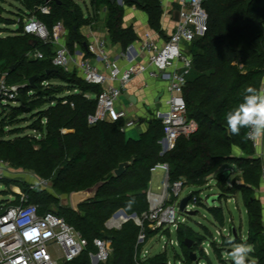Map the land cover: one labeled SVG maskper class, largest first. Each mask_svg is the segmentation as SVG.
<instances>
[{
  "label": "trees",
  "instance_id": "obj_1",
  "mask_svg": "<svg viewBox=\"0 0 264 264\" xmlns=\"http://www.w3.org/2000/svg\"><path fill=\"white\" fill-rule=\"evenodd\" d=\"M82 1L0 0V78L19 86V99L0 106V160L48 181L56 195L42 187L31 189L21 179L5 177L0 183L19 187L28 193L30 202L40 206L41 212L53 211L88 240L82 254L62 264H92L89 252L98 250L95 244L98 238L110 239L113 249L107 261L98 264H168L166 251L140 261L138 253L143 244L137 242L142 227L133 220L119 229H109L106 222L119 209L138 216L148 211L152 168L158 163H168L170 179L184 178L185 186H208L217 173L220 189L217 200L241 197L247 211L248 234L243 241L241 228H236L237 235L232 237V226H235L232 225L230 236L222 235L219 243L211 240V248L221 263L232 264L223 258L231 250L228 239L234 238V243H251L256 249L252 256L258 264H264L263 207L256 195L263 181V160L256 155L250 139H244L247 129H242L239 136L230 135L225 121V113L242 102L244 90L248 86L259 89L264 81V0L205 2L208 30L188 45L192 70L183 92L186 117L196 121L197 129L189 136H179L174 148L165 152L160 144L163 124L156 118L138 139L126 136L123 120L89 123L88 117L95 113L102 86L87 83L77 71L55 67L54 45L23 31L24 19L30 16H36L50 30L62 22L66 44L74 52L75 43L87 44L81 27L96 19L103 7L111 40L126 50L135 41L136 33L132 26H123L124 5H135L145 11L149 26L162 33L161 0H138L137 3L123 0L124 5L117 0H90L88 12ZM13 2L20 5L19 12L9 7ZM43 5L50 7L49 14L40 12ZM14 15L19 19L11 17ZM16 23L19 25L13 29ZM36 50L43 53L42 59L30 58L29 54ZM32 76H36L34 86L29 82ZM26 114L32 119L27 129L37 132L38 136L26 134L22 126H17L27 121ZM130 160L132 165L116 176L114 170L118 165ZM225 164H233L239 171L231 182L230 172L227 177L224 171L218 172ZM97 184L95 197L81 203L78 210L60 203L59 195L69 196ZM197 193L191 192L193 196ZM17 202H2L0 212ZM198 205L206 207L215 223L225 227L221 207H208L203 202ZM202 229L203 233L196 231L188 221L181 222L177 228L186 264H191V251L197 254L206 236H211L206 226ZM144 230L147 239L156 233L147 223ZM185 240L192 241L191 248L184 244ZM204 256L208 264H213Z\"/></svg>",
  "mask_w": 264,
  "mask_h": 264
},
{
  "label": "built area",
  "instance_id": "obj_2",
  "mask_svg": "<svg viewBox=\"0 0 264 264\" xmlns=\"http://www.w3.org/2000/svg\"><path fill=\"white\" fill-rule=\"evenodd\" d=\"M206 1L208 0H192L187 3L185 0H177L179 20L169 38L160 44L153 34L146 32L140 49L145 54L147 62H135L126 68H122L108 54L103 39H96L86 45L87 51L94 56L97 64L87 57L71 52L68 46L61 42V38L66 34L62 22H58L50 30L36 16H30L24 19L23 31L44 43L56 45L52 58L55 67L66 71H77L87 83L102 86V90L97 96L95 113L88 117L91 124L108 119L112 122L124 120V130L135 126L137 121L127 120L126 112L118 110L116 104L131 79L146 71L147 66L151 65L153 69L150 71V77L158 78L161 74L168 80L166 108H159L154 112V118L163 124L164 136L160 140V144L165 152L174 148L179 136H189L197 129L196 121L188 120L186 117V101L183 92L192 70V57L188 51H185V48L196 38L203 37L208 30V13L204 7ZM39 10L43 14L50 13V7L47 5L41 6ZM132 51H134L132 46H129L124 55L129 58ZM29 56L34 59L44 57L39 50L31 52ZM18 96L19 86L8 84L4 77L0 78V106L18 100ZM263 138L255 141L250 139V141L257 149ZM0 168H11V166L8 162L0 160ZM157 170H162L164 175L159 192L148 190V211L140 216L131 217L128 214L129 217H127L120 214L119 209L106 222L109 229H119L129 220H133L142 227L137 242L143 244L140 253H138L141 262L152 256L147 244L157 235L154 234L147 239L144 230L145 223L149 229L157 232L165 227H173L177 230L180 222H187L185 217L180 219L176 208L178 206V210H180L181 200L178 201V199L185 187V179L179 178L172 181L170 168L166 162L158 163L152 168V172ZM27 182L31 189L49 186L48 181L44 179ZM15 189H17V196L14 200H18V202L0 212V264H62L73 261L82 254L88 245V240L79 231L53 211L41 212L38 204L30 202L28 193L23 192L19 187ZM190 195L191 199L185 207L187 214L193 211L198 202H202L198 195L193 196L191 193ZM208 198L209 196H206L205 201ZM231 198L234 200V197ZM34 231H38L39 235H31ZM222 231L227 232V236H230L231 231L227 230V227H223ZM220 234L218 232V235ZM214 238L216 240V236ZM95 244L98 250L89 252L92 264L106 262L113 250L111 240L98 238L95 240ZM169 244L179 245V241L170 239ZM167 246L168 243L162 245V252L166 250ZM203 249L208 255V249L206 247ZM198 263L204 264L200 262L199 258ZM168 264H171L170 261ZM177 264L186 263L182 261Z\"/></svg>",
  "mask_w": 264,
  "mask_h": 264
},
{
  "label": "crops",
  "instance_id": "obj_3",
  "mask_svg": "<svg viewBox=\"0 0 264 264\" xmlns=\"http://www.w3.org/2000/svg\"><path fill=\"white\" fill-rule=\"evenodd\" d=\"M81 3L86 9L88 8L86 12L91 11L90 0H83ZM161 3L163 9L161 17V25L163 29L162 33L156 32L149 26L148 15L145 11L137 8L135 5L126 6L124 5V3L120 4L124 5L123 26H132L136 33V39L132 43V45H130L132 46V49L134 51H132V54L129 58L124 55L126 54V50L123 49L122 45L120 43L113 42L108 34V31L105 27L107 15L105 8L102 7L98 12L96 19L92 20L88 24L83 25L80 31L87 44L94 42V40L96 39H103L106 43L108 54L112 57V59L116 60L122 68H126L135 62L141 61L143 63H146L147 61L145 58V54L142 53L140 49L144 34L146 32L153 34L157 42L163 44L174 31L176 23L179 20V16L176 15V12L179 11L177 0H161ZM61 42L63 44H66V34L61 38ZM86 45L80 46L79 44L75 43L73 53H77L79 55L87 57L94 64H97L94 56L87 51ZM185 51H188L187 45ZM98 66L101 67L100 64H98ZM152 69L153 67L151 65H148L146 71L135 75L123 89V92L116 104V108L118 110H124L126 112L127 120L133 119L137 121V124L135 126L125 129L126 136L129 138L138 139L141 133H143L148 128L150 121L154 118V112L159 108H166V99L168 98V80L162 77L161 74L158 78L150 77V71ZM256 155L263 160L264 165V138L261 141L260 147L256 149ZM223 170H229L231 175H233V178L239 174L238 169L233 164L225 166ZM157 171L152 172V179L149 188L154 192H159V186L161 183L160 179L162 180L163 177H161V174H158L159 185L157 184L156 190H153V176L154 173H157ZM160 171L164 173L162 170ZM256 195L260 198L262 203L264 221V179L261 183L260 189L257 190ZM66 197L69 198L68 195H66ZM238 197L240 196L237 195L234 197V199L237 200ZM229 199L233 200V198L231 197H229ZM226 259H228V257H226Z\"/></svg>",
  "mask_w": 264,
  "mask_h": 264
},
{
  "label": "rangeland",
  "instance_id": "obj_4",
  "mask_svg": "<svg viewBox=\"0 0 264 264\" xmlns=\"http://www.w3.org/2000/svg\"><path fill=\"white\" fill-rule=\"evenodd\" d=\"M88 1V0H87ZM17 6H20L18 3L13 2L11 6H9L12 10L19 12ZM13 18H16L17 20L19 19L17 16H11ZM18 23H16L15 26H13V29H16L18 27ZM54 47H56V45H54ZM17 103V101H16ZM1 110H0V115H1ZM24 117L27 118V121H24L22 123H19V125L17 126H22V130L24 131V133L26 134H31V135H36L38 136V133L32 130L27 129L28 124H30L32 122V119L30 117L29 114L24 115ZM12 128V127H9ZM9 130V129H8ZM9 138V137H8ZM229 164H225V166H228ZM225 166H222L220 168V170L218 172H223V168ZM24 171V169H20V168H0V180L2 178L8 177V178H16V179H21L24 181H35L40 179L39 176L35 175L33 172L31 171ZM161 174V177L164 175V173H162L160 170L157 171V173H154L153 176V185L152 188L153 190H156L157 188V184L158 180H159V175ZM217 173L213 176V178L211 179L210 183L208 186H204V187H197V186H192V185H188L185 186L184 189L182 190L180 197L178 199V201L182 200V198L186 197L187 195H189L192 191H197V195L202 199L203 204H205L208 207H212V206H216V207H221L223 209L224 212V216H225V227H227V230L230 229V227L232 225H235L236 228L240 229L241 228V232L243 234V241L245 240L246 236H247V231H248V217H247V213L245 210V207L243 205V202L241 200L240 197H238L237 200H232L229 198H223L222 200H215L214 202L210 201V197L211 196H216L220 193V189L217 185V180H216V176ZM233 179V175L230 176L229 178V182H231V180ZM161 181V179H160ZM17 186L14 185H10L8 186L6 183H0V205L2 204V202L6 201V200H14L15 199V195L13 194L14 192L17 193ZM44 189H47L48 192L50 193H54L56 195V193L54 192V190L50 187V186H46L43 187ZM206 196H209L208 200H206ZM59 200L60 203L62 205H67L70 204V199L68 197H66V194L63 195H59ZM212 202V203H211ZM238 203V204H237ZM71 205V204H70ZM239 205V207H238ZM177 208V215L181 218L185 217L186 220L189 222V224L191 225V227H193L196 231H199L201 233H203V229L202 226H206L209 231L211 232V236L207 235L205 241L202 243L201 247H200V251H198V258L200 259L201 263L204 264H208V260L206 259V257L204 256L206 253L203 249V247H206L209 251V254L207 255L209 257V259L212 261L213 264H225V263H221L217 256L215 255L213 249L211 248L210 242L211 240H215V236H216V240L218 243L221 242L223 240V236L222 235H227V232L222 231V227L215 223L213 217L211 216V214L209 213L208 209L204 206H200L197 205L193 210L197 211L195 214H187L185 212H182L180 210H178V206H176ZM229 219H231V221H229ZM181 223V222H180ZM109 228V227H108ZM220 232L221 234L218 235V232ZM155 235L147 244V247L151 250L152 255L160 253L163 251L162 245H164V243H168V246L166 247V252L168 254V260L170 261L171 264H177L178 262H182L184 260V255H183V251L182 248L179 245H170L169 241L170 239L172 240H178V233L177 230L173 227H165L162 228L161 230H158ZM228 257V253H226L224 255L223 258ZM228 260H231L230 257H228ZM92 263V261H91ZM191 264H195L194 262H191ZM228 264H230V262H228Z\"/></svg>",
  "mask_w": 264,
  "mask_h": 264
},
{
  "label": "clouds",
  "instance_id": "obj_5",
  "mask_svg": "<svg viewBox=\"0 0 264 264\" xmlns=\"http://www.w3.org/2000/svg\"><path fill=\"white\" fill-rule=\"evenodd\" d=\"M225 121L230 135L239 136L242 129H247L244 135L246 140L255 141L264 137V82L259 89L248 86L244 90L242 102L225 113ZM34 232L39 235L38 231ZM227 243L231 245L228 257L232 264H258L252 256L256 250L254 244L234 243V238H229Z\"/></svg>",
  "mask_w": 264,
  "mask_h": 264
},
{
  "label": "water",
  "instance_id": "obj_6",
  "mask_svg": "<svg viewBox=\"0 0 264 264\" xmlns=\"http://www.w3.org/2000/svg\"><path fill=\"white\" fill-rule=\"evenodd\" d=\"M47 2L50 1V0H46ZM133 2L137 3L138 0H132ZM187 3H190L192 0H185ZM117 2L119 4H123V0H117ZM176 15L179 16V11L176 12ZM86 45V44H85ZM36 79V76H32L30 79H29V82L31 84V86H34V81ZM132 100V98H131ZM133 163V160H130V161H125V162H121L118 167L114 170V174L116 176H121L125 171L126 169L132 165ZM229 170L227 171H224L226 177L229 176ZM98 187L99 185H94L93 187L89 188V189H85V190H81V191H76V192H72L70 195H69V198H70V204L72 206V208L74 210H78V207L81 203L85 202V201H88L89 199L91 198H94L95 195H96V192L98 190ZM191 199V195H187L186 197L182 198L181 202H180V205H179V208L182 212H185V207L186 205L188 204V202L190 201ZM215 200H217V196H211L210 197V201L214 202ZM211 202V203H212ZM197 211L193 210L191 211L189 214H195ZM119 213L120 214H123L127 217H129V215L123 210V209H120L119 210ZM136 214H131V217H135ZM237 235V230H236V227L235 226H232V237H235ZM184 244L188 247V248H191L192 247V241L191 240H185L184 241ZM190 258H191V262H194L195 264H199L198 263V255L191 251L190 253Z\"/></svg>",
  "mask_w": 264,
  "mask_h": 264
},
{
  "label": "snow or ice",
  "instance_id": "obj_7",
  "mask_svg": "<svg viewBox=\"0 0 264 264\" xmlns=\"http://www.w3.org/2000/svg\"><path fill=\"white\" fill-rule=\"evenodd\" d=\"M36 233L35 232H33L31 235H35Z\"/></svg>",
  "mask_w": 264,
  "mask_h": 264
}]
</instances>
